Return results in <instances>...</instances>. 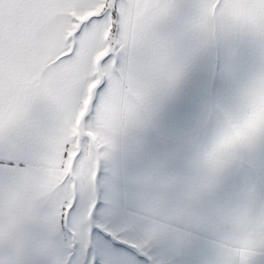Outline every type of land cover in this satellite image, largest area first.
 <instances>
[{"label":"snow or ice","instance_id":"1","mask_svg":"<svg viewBox=\"0 0 264 264\" xmlns=\"http://www.w3.org/2000/svg\"><path fill=\"white\" fill-rule=\"evenodd\" d=\"M0 264H264V0H0Z\"/></svg>","mask_w":264,"mask_h":264}]
</instances>
